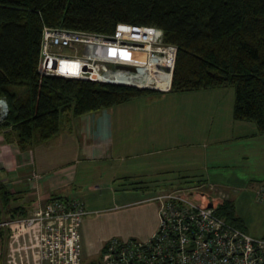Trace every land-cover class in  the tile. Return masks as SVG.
I'll use <instances>...</instances> for the list:
<instances>
[{
    "label": "trees",
    "instance_id": "16d2710c",
    "mask_svg": "<svg viewBox=\"0 0 264 264\" xmlns=\"http://www.w3.org/2000/svg\"><path fill=\"white\" fill-rule=\"evenodd\" d=\"M117 23L156 27L162 42L175 46L167 92L231 85L232 118L254 123L264 136V0H0V98L7 109L0 135L6 142L24 150L69 130L77 116L164 93L38 73L42 25L111 34ZM185 194L202 206L211 203L244 230L227 198L202 187Z\"/></svg>",
    "mask_w": 264,
    "mask_h": 264
},
{
    "label": "crops",
    "instance_id": "0c3cea01",
    "mask_svg": "<svg viewBox=\"0 0 264 264\" xmlns=\"http://www.w3.org/2000/svg\"><path fill=\"white\" fill-rule=\"evenodd\" d=\"M215 90L192 91L198 99L194 103L183 100L179 113L162 94L83 114L73 118L69 130L24 150L0 135V217L25 214L52 198H79L86 211L79 227L80 258L84 259L102 254L113 237H150L158 223L152 196L171 181L156 173L177 158L188 160L193 168L194 158L208 176V152L200 143L204 138L218 143L219 152L226 149V165L237 157L242 162L249 158L245 152L249 149L242 148L230 156V144L251 139L250 147L263 157L258 166L264 172V136L258 135L254 123L234 120L231 108L222 111ZM210 95L216 97L212 103ZM194 109L195 118L199 115L204 124L195 133L197 149L188 127ZM177 121L188 127L184 137L164 143L163 127L172 129ZM154 187L159 191L154 192ZM209 193L228 195L216 188ZM37 246V226L10 229L4 242V264H35Z\"/></svg>",
    "mask_w": 264,
    "mask_h": 264
},
{
    "label": "built area",
    "instance_id": "2783aa9c",
    "mask_svg": "<svg viewBox=\"0 0 264 264\" xmlns=\"http://www.w3.org/2000/svg\"><path fill=\"white\" fill-rule=\"evenodd\" d=\"M120 49L143 52L144 62L122 60L117 56ZM174 55L175 46L164 44L156 27L117 23L111 34H103L42 25L37 71L167 91ZM64 64L75 65L74 73ZM162 73L167 74V83L155 86L154 79ZM128 74H132V82L124 79ZM144 74L153 80L140 82ZM254 192L264 201V183ZM152 198L157 204L156 229L144 240L109 239L102 253L103 264H264V237L252 236L224 220L214 207L198 204L182 189L159 191ZM85 212L79 198H52L23 216H1L0 264H4L8 231L34 225L38 227L35 264H81L79 227Z\"/></svg>",
    "mask_w": 264,
    "mask_h": 264
},
{
    "label": "rangeland",
    "instance_id": "374dc122",
    "mask_svg": "<svg viewBox=\"0 0 264 264\" xmlns=\"http://www.w3.org/2000/svg\"><path fill=\"white\" fill-rule=\"evenodd\" d=\"M108 52L109 55L114 56V53L111 50ZM117 56L126 62L133 63H143L145 59L143 52L126 49H120ZM161 83L166 84L164 77H161L160 81L155 83V86L161 85ZM167 91L161 92H166L163 93V95H165V98L168 99L173 109H176V106L178 107L176 110L174 109L176 113H179L183 100L189 101L191 99L194 103L198 99L196 96L198 94L193 92H181L183 95L180 96L179 93L176 94ZM214 93L219 96L218 100L221 102L220 108L222 111L224 109L227 111H229L230 108L232 109L234 98L233 86L226 85L217 88ZM215 98L216 97L214 95H210L209 101L212 103L215 101ZM198 110L200 112V109ZM195 113L196 110L194 109L192 122L188 125L189 128L191 126L193 131V148L196 147L195 142L197 140L194 138L195 133L197 131L199 132L200 128L204 126L202 121L203 118L199 117V115L195 118ZM178 122L179 121L173 125L172 129H170V125L168 128L166 125L163 127L164 130L162 136L163 142L165 139L164 143L169 144L172 143L173 139L184 137L185 129H188V127L184 128V125L182 123L178 124ZM200 143L201 145L203 144V150L207 149L208 152V176L201 169L203 165L200 167V165L195 162L194 158L193 168H191L188 160L184 161L177 158L175 163H172L171 165L166 164V170H161L160 173H156L162 179L165 176H169L171 179L169 184L165 185L167 187L161 186L162 189L160 190H169L181 187L183 191L190 192L191 190H194V188L190 186L203 184L204 188L202 189L208 193L211 191L213 192L215 188L227 192V199L233 205V216L236 217L242 228L252 236H264V201L256 198L252 189L257 184L264 183V172L261 171L263 166H258L259 161L262 160L263 157L255 154V151L252 147H250L252 146V140L248 139L241 142L237 141L235 144H230V156H232L233 150L240 152L242 148L244 150L249 149V151H245L249 155V158L245 162H242L240 158L237 157L234 159V162L230 160V163L227 165L223 163V159L225 158L224 155L226 153L225 148L219 152L218 143H211V140L205 141V138ZM196 151L202 152V150ZM152 190H155L156 192L159 191V189H155V187ZM209 194L212 195L211 193ZM193 197L194 196H191V198ZM104 257L105 256L103 254L93 255L91 257L81 259V264H103ZM19 264H25V262H21Z\"/></svg>",
    "mask_w": 264,
    "mask_h": 264
},
{
    "label": "bare ground",
    "instance_id": "6f19581e",
    "mask_svg": "<svg viewBox=\"0 0 264 264\" xmlns=\"http://www.w3.org/2000/svg\"><path fill=\"white\" fill-rule=\"evenodd\" d=\"M140 36V35H139ZM68 69H70L71 73H74L75 71V65L72 64V66H70L69 64H64ZM61 71H66L65 68H61L60 69ZM161 77H164V79L166 80V83H167V74L166 73H162L160 77H158V79H154V81L156 83H158L160 81V78ZM126 81L128 82H132V74H128L125 78H124ZM153 80L152 77L149 75V74H144L143 76H141V79H140V82H146V81H151ZM163 80V79H162ZM161 80V81H162ZM3 111H4V106L2 104V102L0 101V115L3 114Z\"/></svg>",
    "mask_w": 264,
    "mask_h": 264
},
{
    "label": "water",
    "instance_id": "95a60500",
    "mask_svg": "<svg viewBox=\"0 0 264 264\" xmlns=\"http://www.w3.org/2000/svg\"><path fill=\"white\" fill-rule=\"evenodd\" d=\"M119 67H123L125 69H128V70H137V71H141L142 69L139 68V67H136V66H132V65H118ZM0 101L2 102L3 106H4V109H6V104H5V101L3 99H0ZM206 206H211V203H207Z\"/></svg>",
    "mask_w": 264,
    "mask_h": 264
}]
</instances>
